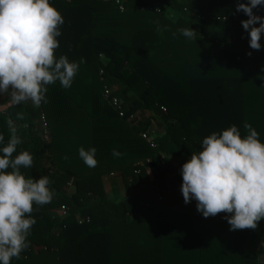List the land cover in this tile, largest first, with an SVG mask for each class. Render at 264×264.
<instances>
[{"label":"trees","instance_id":"16d2710c","mask_svg":"<svg viewBox=\"0 0 264 264\" xmlns=\"http://www.w3.org/2000/svg\"><path fill=\"white\" fill-rule=\"evenodd\" d=\"M237 2L50 0L64 19L56 57L79 70L70 88L48 85L39 107L0 94V149L10 117L22 141L13 158L33 157L22 174L47 175L54 193L33 205L28 247L10 264H264V219L255 230L231 231L225 213L205 218L181 192L183 164L212 132L236 125L244 135L247 122L264 143V34L261 49H251ZM253 11L264 14V6ZM43 113L50 142L40 136ZM80 147L96 148V167Z\"/></svg>","mask_w":264,"mask_h":264},{"label":"clouds","instance_id":"9594fccd","mask_svg":"<svg viewBox=\"0 0 264 264\" xmlns=\"http://www.w3.org/2000/svg\"><path fill=\"white\" fill-rule=\"evenodd\" d=\"M259 6H264V0H238L236 9L249 17L241 23L253 50L261 49L264 34V17L253 11ZM63 23V16L50 0H0V94L10 103L30 101L39 107L47 102L48 85L59 81L63 88L71 87L79 63L55 54ZM179 31L189 40L196 38L192 28ZM17 119H23L22 113ZM7 125L10 137L0 149V264H10L28 247L27 237L36 223L31 217L33 205L48 204L54 196L47 175L36 180L22 174V167H32L33 157L21 151L13 158L22 141L12 118L7 119ZM244 129V135L236 125L212 132L181 168L184 202L195 200L197 211L205 218L225 213L231 231L255 230L264 219V143L251 124L245 122ZM4 139L0 134V143ZM96 151L94 147L78 149L79 157L90 168L98 164ZM112 154L122 155L116 149Z\"/></svg>","mask_w":264,"mask_h":264},{"label":"built area","instance_id":"2783aa9c","mask_svg":"<svg viewBox=\"0 0 264 264\" xmlns=\"http://www.w3.org/2000/svg\"><path fill=\"white\" fill-rule=\"evenodd\" d=\"M117 3L120 6V10L121 11H125V7L122 4H120L119 1H117ZM256 15L264 17V14L257 13ZM112 93L113 92H112V90L109 87H105V98L110 100L111 103L113 104V106H115L118 110H121L119 100L116 97H112ZM160 110L162 112H167V109L165 107H161ZM121 116H124V113L122 111H121ZM41 119H42V123H41V126H40L41 127L40 128L41 129L40 136H41V138H42V140L44 142H50L51 141L50 129H49L48 122H47V119H46V116H45L44 113L41 115ZM142 137L145 140H152V138L147 133H143ZM150 144H151L152 147L156 146V144L153 143L152 141L150 142ZM139 172L140 171L137 170L135 173L138 174ZM160 200H162L161 197H160ZM57 212L60 213V215L62 217H66L67 214H68V209L63 207V208L59 209ZM89 221H90L89 219L79 218L78 219V224L81 225V224H84L85 222H89Z\"/></svg>","mask_w":264,"mask_h":264},{"label":"rangeland","instance_id":"374dc122","mask_svg":"<svg viewBox=\"0 0 264 264\" xmlns=\"http://www.w3.org/2000/svg\"><path fill=\"white\" fill-rule=\"evenodd\" d=\"M107 188H108V192L111 193V192H110V191H111V190H110V185H107ZM122 189H123V188H122ZM123 193H124V191H123Z\"/></svg>","mask_w":264,"mask_h":264}]
</instances>
